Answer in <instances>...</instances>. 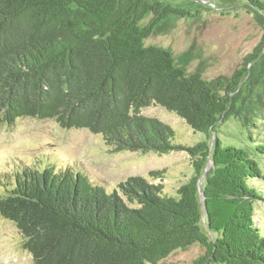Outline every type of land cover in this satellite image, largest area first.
<instances>
[{
    "label": "trees",
    "instance_id": "obj_1",
    "mask_svg": "<svg viewBox=\"0 0 264 264\" xmlns=\"http://www.w3.org/2000/svg\"><path fill=\"white\" fill-rule=\"evenodd\" d=\"M246 2L264 12V0ZM179 13L150 0H0V125L54 120L100 135L117 151L183 150L196 161L195 176L175 197L141 178L119 185L139 208L70 168L12 175L0 217L15 224L34 264H159L195 244L204 254L194 264H264V236L254 226L255 206L264 201L255 156L220 142L214 149L175 144L171 127L141 114L161 106L208 135L228 110L233 86L217 94L166 49L145 46L162 20ZM253 108L247 127L261 134L256 149L264 155V108ZM208 160L213 174L200 187Z\"/></svg>",
    "mask_w": 264,
    "mask_h": 264
},
{
    "label": "rangeland",
    "instance_id": "obj_2",
    "mask_svg": "<svg viewBox=\"0 0 264 264\" xmlns=\"http://www.w3.org/2000/svg\"><path fill=\"white\" fill-rule=\"evenodd\" d=\"M150 1L168 4L182 14L162 20L144 41L145 46L166 49L177 67L187 75H200L215 93L225 95L230 86L233 90L228 110L208 135L193 131L183 119L161 106L148 107L141 114L171 127L175 144L193 147L206 142L214 149L220 142L223 148L249 151L260 164L263 179L255 185L264 193V155L256 149L261 134L256 127H247L246 118L253 106L264 108V12L249 6L246 0ZM151 18L152 14L146 16L140 26H147ZM194 162V157L183 150L165 154L117 151L100 135L84 129H64L54 120L20 118L12 125H0V197L11 186L12 175L28 167L43 170L50 165L56 173L67 168L81 172L93 185L117 194L126 206L139 208L138 200L125 195L119 185L128 187L130 179L141 178L175 197L177 190L195 176ZM161 171L160 176L153 174ZM212 174L213 164L208 160L201 170L200 187ZM255 207L254 226L264 236V201ZM201 228L211 240L216 239L217 234H211L204 220ZM203 254L204 249L195 244L173 252L159 264H194ZM0 264H34L23 249L20 231L1 217Z\"/></svg>",
    "mask_w": 264,
    "mask_h": 264
},
{
    "label": "water",
    "instance_id": "obj_3",
    "mask_svg": "<svg viewBox=\"0 0 264 264\" xmlns=\"http://www.w3.org/2000/svg\"><path fill=\"white\" fill-rule=\"evenodd\" d=\"M204 198H203V196H202V198H201V200H203Z\"/></svg>",
    "mask_w": 264,
    "mask_h": 264
}]
</instances>
